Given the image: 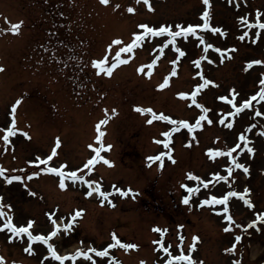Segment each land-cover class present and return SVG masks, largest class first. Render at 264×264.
<instances>
[{"label": "rangeland", "instance_id": "obj_1", "mask_svg": "<svg viewBox=\"0 0 264 264\" xmlns=\"http://www.w3.org/2000/svg\"><path fill=\"white\" fill-rule=\"evenodd\" d=\"M30 1V3H23L22 7L27 12L26 19H28V22L31 23V19L41 21V13L43 12V15L46 16L44 10H49L48 17L51 20L49 21V29L47 28L46 21L43 25L40 23L33 29H31V26L26 28L25 25V27L22 28L26 35L24 37L27 40L25 45L32 44V42L35 41H42L43 36L47 43L50 39V42L55 40V43L63 41V44L67 48L60 50L61 59H59V67L64 71L66 60L71 64H75L76 76L71 81L69 78L67 80L68 83H72L73 85L79 84V86H82L84 83L83 79L86 70L83 72V67H81V65L83 66V64H85L87 55L90 56L87 62L92 67V72L94 74L92 80H96V84L95 87L92 86V84L90 85V88L94 90V93L90 92L89 94V92H85L83 98L84 102L86 97H88V100L92 99L89 106L90 112L95 118L90 116V119L92 132H95L93 136L86 140L87 143L83 144L82 139H85L87 134L80 133L79 128L75 126L76 123L72 116L68 117L72 118L74 123H68L66 120L65 124L67 130L63 133L56 130L53 125H50L49 121L45 124L42 122L35 124L33 119H31L30 112L36 109H44V114L46 116V111L48 114L54 111V107L49 104L52 103L53 99L48 97L47 100L45 99L42 102V104H44L42 105L39 97L43 98L44 93L41 89H33L27 85L30 84L27 79H24L23 81L20 79L18 80L15 75L10 78L11 84L7 85L5 83L7 80L4 79L5 73L1 74V80L3 82L2 86H0V108L3 103L9 101V97L20 100L17 109L16 126L21 132L11 138L12 145H8V154L0 157V165L8 170L6 172L7 175L19 174L25 177L23 181H13L9 188H0V191H2L0 195L3 197L5 211L12 216V221L16 224L19 223L17 224L18 226H27L29 221H33L34 223L32 227L35 233L40 234L50 229V224L48 223L53 222V217H55V219H63L67 222L68 219L73 217L76 210L83 209L84 211L81 216L76 217L71 232L59 237V242L55 244L58 253L62 255L63 253L74 252V248L77 246L74 242L75 240L81 245V249L83 250H85L84 247L86 244L89 246H98L102 245L105 241L112 242V233L115 232L116 234H122V223L129 222V220L132 219V221L129 222L132 224L131 231H126V227L123 231L124 234L128 236L125 243L137 244L138 248L125 249L117 246L113 248L112 255L107 258L111 259L115 256L119 264H141L142 261L146 263L153 262L154 260L161 261L163 258L169 257V253H171V255L177 254V251H181V247L183 248L184 245V254L187 255L192 251V249L190 250L191 243L183 240V245V241L179 240V242H177L174 235L176 234L178 239H180L181 235L184 236L185 231L183 228L178 227L179 225H183V227L185 226L187 230L195 225L199 230L198 234L200 233L199 240H196L195 243H199L201 250L199 252L200 255H197L198 249L192 252L194 260H203L204 264H231L229 256L230 253L233 254V252L224 251L225 248L231 247L227 245L231 241L229 236L232 235L233 241L231 244H233L235 243L234 233L241 235L242 238L245 231L255 233V225L245 230L246 226L250 223L245 221L246 219H249L251 212L242 207L238 200L230 197L227 205L229 212L221 214L218 219L212 218L211 211L196 210L198 199L192 200V202L187 205L181 204L180 206L182 207L178 205L174 210V216L158 217L157 223L160 224L162 229L164 228L167 230L162 232L163 235L167 234V240L164 237V247L169 248V253H165L163 248L161 250L162 252L157 251L152 253L153 248L151 244L155 235V233H153L154 226L151 227L153 220L146 215H149L148 209L154 204L153 191L161 192L164 190H170V192L173 193L172 190L169 189L171 185V182L168 180L169 175L174 176L175 171L177 172L174 176V182H177L180 187L185 183L186 172L194 170L196 167V156L198 155V152L195 151L196 141L194 140L197 138L207 136L217 138L220 133L223 137L221 139L222 141H228V138L231 136L234 141L236 139L235 144H244V142L239 139L241 134L253 138L254 142L250 143V147L254 148L255 152H248L247 149L242 146L244 149H242L240 153V158L246 160V164H248L251 169H254L252 173L253 176L257 167H259V163L264 157V135H257V133H259V128L264 129V127H262L264 121H262L257 115L255 116L254 112H248L247 116L251 120L250 126H256L251 132L245 130L243 133H239L235 136V133L241 132L244 129L242 122L237 124L235 128L236 130L234 129L235 131L225 130L224 132L216 129V127L208 130L207 126L203 125L201 129L197 130V132L177 133L176 136L171 138L170 145L167 148L163 145L162 141H168L169 138L164 136L163 133L171 121L161 120L160 114L171 116L173 120L187 119L190 123H193L198 119L199 115L202 114V110L199 108V105H188L187 103L183 104L181 101H178L177 98L180 97L174 88H171L170 92L166 94L169 96L171 102L166 107H162L160 101H156V103L150 102L153 93L159 92L160 94L165 95L164 90L175 83L178 86V82L174 80V83L173 79H170L169 84L165 88H156L154 90L153 88L158 86L157 83L163 79V73L160 71L162 63L160 62L148 68L144 67L145 71L141 73L140 71L138 72L135 65H132L130 61L145 60L151 62V56H155L158 53L159 45L163 44V40L159 43L158 40L151 38L152 35H148V38L142 41L140 47L133 49L132 52H128V55L123 58L129 61H126L120 66L118 63L116 64L111 76H108L106 72H95L99 71V69L95 68L93 65L94 60L103 59L105 56L108 57V63L104 65V67H110L114 62L120 59V55L117 57L116 55L109 54L118 46L114 44L112 45L113 41L120 39L123 43H126L135 39L133 33L143 31L138 28L139 24L147 23L150 26L158 27L169 23L182 24V22H184L185 26L192 23H203L201 13L208 8V6L203 3V0H139V3L137 0H110L108 5L101 3V0H98V2L95 0H79L76 6L80 8V11L83 12L84 16L81 18V25L78 28V30L81 31L82 37L78 38L74 36V38L73 36L71 37L70 33H67L66 37H68L70 44L74 47L73 50H68L69 44L66 45V39L63 38L64 30L62 32L54 31L55 35H50L52 27H55L62 17L60 13L68 12V0ZM210 2L209 23L211 25L220 26L221 29L222 27L230 30L233 29L231 33H234L235 30L239 28L237 26L236 28H233V25L237 21L239 25L242 24L240 17L245 16L249 11L248 8L243 7L245 4L242 2L238 7H236L237 4L232 1L229 2V0H210ZM97 5L102 7L104 11L100 10ZM116 5H120V7L117 8ZM149 5H151V7ZM255 6L264 8V0H256ZM130 7L136 9V11L129 12L128 9ZM239 7H241V10H239ZM244 8H246L245 11ZM32 9L34 10V14L30 15ZM71 21L73 20H70V22ZM103 21L109 23L112 21L115 23L109 25L104 24ZM76 32L77 31H73L72 34H76ZM4 33L5 31L3 30L2 35H4ZM87 34H90L92 37L90 38L88 36L92 43L89 49L97 46L95 43L99 44V47H102V49L109 45H112V47H106V51L93 49L89 50V53H86V50H81V48L86 46V43H83ZM206 34V39H210V33L206 31ZM39 37L40 40L38 39ZM215 39H217L216 44L218 45V38L216 37ZM232 39L235 44L240 45L238 55L236 53L235 56H233L234 60L231 61V64L226 65L223 69H220V67L212 69L208 73V77L222 81L224 79H230L233 76L231 79V81L234 82L233 85H237L241 90L248 89L249 87L253 88V86H256L259 90V80L263 79L264 76L260 79H256V75H254L251 70L248 69L245 71L247 62L255 59L256 57L254 56L258 54L252 56L253 50H250L249 52V49L245 45L239 43L240 40L238 38L233 37ZM20 40L21 39L12 36L10 41L0 45V64L2 66L5 65V62H9L10 67H13L12 59H18L21 57L22 54L18 52V45L16 44L20 42ZM196 40L199 44L200 40ZM123 43H121V45H123ZM59 44L54 46L58 49V53ZM195 44L196 43H193L192 47L195 46ZM42 46L48 47V44ZM42 46H37L33 49L43 51L44 48ZM193 48L192 50L189 47L187 48L189 54L187 57L188 60L185 58V60H183L184 62H179V66L182 68L184 67L185 71L189 74L194 73V71H201L205 64V61H202L198 56V51L193 50ZM26 49L30 50L29 48ZM48 49L50 51L53 48L51 49L48 47ZM144 50L146 53L148 52L150 54L146 55ZM165 56L168 55L165 53ZM169 56L170 57L167 58L163 57V59L166 58V60L169 61L173 58V55L169 54ZM213 56L214 54L210 53V58H213ZM196 61H199V68L193 70L191 65L194 64V62L196 63ZM18 63L23 64L26 63V61L19 60ZM124 71L131 74L119 76V73ZM90 72L91 70L88 68L87 73L90 74ZM149 72H151V75L148 74ZM31 77H35L43 83V80L39 78V73L37 71H34ZM104 79L113 81V83L111 85H109V83L102 85V83L98 81ZM224 84L225 83L223 82H221L219 86H216L214 83L210 84L203 89L204 93H202V96L196 98L198 103L203 104L211 110L208 113L210 118H212V115H217V112H220L223 116L226 115V112H229L223 105L218 104L220 103L219 101L215 102L209 97L211 94L217 92L231 98L232 94L230 91H227ZM34 85L40 86L38 84ZM64 85L68 86L65 81H61V78L54 77L50 83L49 90H52L55 86L64 87ZM195 85H197V81H193V79L190 78V82L185 86V91L188 93L192 92ZM41 87L45 91L46 85ZM70 87L73 88V86ZM112 89H114L115 95L118 96L115 100H112L106 95L100 96L102 92L106 91V94H108ZM95 91L100 97L96 98ZM145 91L148 95H145ZM46 94L48 96L49 93L46 92ZM61 96H64V93L57 92L54 98L57 99ZM138 96L139 99H142V103L135 102V100L138 99ZM141 96H144L145 98H142ZM252 103L255 105L257 104L255 102ZM258 103H262V106H264V101L258 100ZM131 105H135L133 106L134 110L130 108ZM5 107L6 106L3 107L4 111ZM138 108H151L153 111L141 112L137 110ZM105 109H108V111L105 112ZM113 110H115V112H113ZM1 113L2 110H0V114ZM101 117L107 119V123L103 125L102 132L104 135L102 136V142L105 147L102 149L100 155L104 156L107 160H111L113 163L109 165L103 160H100L91 168L85 169L83 168V165L87 163L88 159L96 154L95 148L100 147V143L96 140V137L100 135V131L97 130L98 123H96V120ZM239 119L241 121V118ZM148 120H152V123L149 124ZM127 121L130 127L126 126ZM3 124L4 123L0 125L2 129H4ZM69 125H71V127H69ZM1 128L0 147L4 143L3 139H1L3 137V131ZM119 128H122V130H119ZM24 132H28L30 138L24 136ZM233 136H235V139ZM57 138L60 139L61 143L56 149L57 154L51 161H57V164L59 165L66 162L67 171L81 169V171L77 173L78 175H83L85 179L96 182L94 183L95 186L102 185L104 189H107L112 185L124 190L131 187L134 192L137 193L136 196L133 197L132 193H129L127 197L117 199L114 202V207L112 204L99 206L94 201L91 199L88 200L86 196H84L83 191L87 187L84 186L86 183L83 181L66 180L65 183L68 184V187L66 189H61L59 187L60 178L41 171L42 168L38 166V163H28L30 160H38V152H41L42 154L50 153L51 155L52 149L56 146ZM188 141H191V144H188ZM89 145H93V148H89ZM108 145H111L110 149L107 147ZM23 149H27V151L24 152ZM18 151L19 155L17 154ZM161 152H169L171 157L175 159V163H173L172 159L167 156L164 157L165 163L163 167H161L159 161L148 160V157L157 156ZM21 154L24 155L21 156ZM33 171H39L40 175L28 180L27 176ZM164 171L166 172V176L165 174H162ZM158 172L161 173L159 178L157 177L156 179L155 176ZM179 175L180 178L178 179L177 176ZM235 176L239 178L241 172L237 171ZM252 176L250 177L251 179ZM2 179L4 180L3 177ZM250 180L249 183H251ZM4 182L6 181L4 180ZM245 183H247V181L242 178L239 186H242ZM25 185H27V187H25ZM255 190H257V188H255ZM31 192H35L36 195H31ZM198 194L207 197H210L211 195H217L219 197L221 196L220 185L216 183L210 185V187H200V192ZM260 195L261 193L258 192H255L254 194L257 198H259ZM161 196L164 195L161 194ZM163 200L170 202L171 197L166 196ZM158 201L161 204L155 206L154 209L156 212L167 207V205L162 202V197H160ZM7 205H11V208H8ZM222 207L224 206L215 205L214 208ZM134 210H140V213H136V219L129 217V214H133ZM228 214L233 215L235 224L232 227V231H227V236H225L221 234L218 228L220 225L227 227L229 222L223 219V217ZM235 216L237 218H235ZM2 218L3 217H0V223ZM192 220L195 222L192 223ZM204 224H208L210 227L213 224V229L211 230L210 227H203L202 225ZM240 225H244L245 228H241ZM5 236L6 234L4 232L0 234V256L4 257V264H13V262H15V264H61L60 261H56L54 258L42 260L40 257L45 252V249L36 251L38 248L37 242H32L31 251H36L32 255L29 253L27 254L23 250L27 247L29 242L27 237H18V239H14L12 243H10L5 240ZM257 236L254 234H248L245 236L241 243V249L244 248L247 251L249 249V242L255 238L263 240L264 229L262 230V233ZM175 248L176 250H174ZM220 257L225 260V263L222 260H219ZM107 258L96 257V260L93 261H95V264H109V262H111V264H117V261L112 262ZM76 261L77 264H93V261L88 262L84 257H77ZM263 262L264 259L260 258L254 263H250L246 260L245 264H264ZM63 264H70L69 260L63 261Z\"/></svg>", "mask_w": 264, "mask_h": 264}, {"label": "snow or ice", "instance_id": "obj_2", "mask_svg": "<svg viewBox=\"0 0 264 264\" xmlns=\"http://www.w3.org/2000/svg\"><path fill=\"white\" fill-rule=\"evenodd\" d=\"M137 2L139 3V0H137ZM229 2H231V0H229ZM101 3H103L104 5H108L110 3V0H101ZM203 3L208 6V8H206L201 13L203 23L188 24L187 26H184L181 24H177L175 26L169 25V24H163V25H160L158 27L150 26L147 23H141V24H139L138 28L142 29L143 31H137V32L133 33L135 39H133L131 41V43H127L124 47L120 48L119 52L116 53V56L119 57L120 52H132V50L137 48V46L140 44V42L142 40H144L145 37L148 35L163 36L165 33H167V35L169 37L173 38L171 41H169V43H171L173 45L175 44V38L176 37H183V38L187 39L190 33L192 35H199V33L197 32V29H207V28L212 27L211 24L209 23V20H210L209 9L211 7V2H210V0H203ZM149 6L151 7V5H149ZM116 7L119 8L120 5H116ZM128 11L134 12V11H136V9L130 7L128 9ZM60 15L64 16L65 13L61 12ZM262 15H264V14H262L259 10H257L255 23L260 29H264V22H261ZM240 19L244 20L245 17H240ZM22 24H23L22 21L15 23V24H11L10 27L8 29H4V31H10L13 34L19 33L21 30ZM174 27L178 30H174ZM212 30L214 32L222 31V29H218V28H213ZM50 35H55V33L50 32ZM248 35H249V33L245 32L239 38L241 40H244L245 37H247ZM255 36H256V40H259L260 33L257 32L255 34ZM58 43L63 44V41H58ZM121 43H123V41H121L120 39H116L113 41V44L119 45ZM201 43H204L203 38H201ZM42 47L44 48L45 52L49 51L48 47H44V46H42ZM111 47H112V45H109V48H111ZM210 48H214L216 52L221 53V54H223V52H225V51H229L227 49H221L219 47H216L213 44H206V46L204 48V52L207 53L208 49H210ZM176 51H178L180 53V56L185 55V52L182 51L180 48H176ZM52 56L54 59H57V60L60 59V57L56 56L54 48L52 49ZM206 58H207V56L202 57V59H206ZM125 62L126 61H124L122 59H118L116 62H114L112 64V66L104 67V65H106L108 63V57L105 56L103 59L94 60L93 65L95 68L99 69V72H101V73L106 72L108 76H111L113 74V69L116 67V64L117 63L122 64ZM156 63H157L156 60L152 61V65H155ZM172 63L175 64L176 61L174 60V61H172ZM196 64L199 65V61H196ZM258 64H264V60L253 59L251 61H248L246 64V67H245V71H247L248 69H251L253 67V65H258ZM0 70H3L2 66H0ZM138 70L141 73H143L145 71V68H144V66H141ZM148 74L151 75V72H149ZM175 74H176V69H173L172 72L169 74V76H172ZM197 75L203 76V74L200 72H198ZM262 75H264V74H262ZM213 83L214 82L212 80L204 77L203 83L197 84L195 86V91H192L191 93L180 92L178 95L181 97H185V98H187L190 95L192 104H197L196 97H197V94L200 92V90L206 88L208 85L213 84ZM168 84H169V78H165L163 83H161L158 87L160 89H163ZM259 85H260V88L255 93V95H253L250 100L245 99L242 104H239V106H237L235 99L229 101L232 104V107L235 109L236 113L241 112L243 109H248V108L252 107V101L257 100V97H259V100L264 101V79L259 80ZM232 91L235 95H238V93H235L234 89ZM219 99L222 101H228L229 97L227 95H223V96H220ZM19 104H20V100H17L16 103H14L12 105L11 126L3 129L4 135H3L2 139H3V141L7 142L5 145V150H7V144L11 143L9 137L14 136L18 131H20V129H18L16 126V124H17V122H16V108ZM199 108L202 110V114L198 117V119L195 120L194 123H190L187 119L173 120V118L171 116H166L163 114H160V119L166 120V121H171L173 124H176V125H179L180 127L188 129L190 132H195L196 129L202 127V124H201L202 121H207L208 124L213 123V120L208 115V113L211 110L209 108L205 107L203 104H199ZM137 110L141 111V112H152L153 111L151 108H138ZM107 111H108V109H105V112H107ZM113 112H115V110H113ZM256 114L257 115H264V112H261L260 109L257 108ZM233 115H234V113L231 111L226 114V116H233ZM106 123H107V119L99 121V123L97 125V130L100 131V126H102ZM148 123L151 124L152 120H148ZM219 123L222 125L225 124L226 123V117L221 116ZM227 126L229 128H231L233 125H232V123L229 122L227 124ZM255 127H256L255 125H251L246 130L248 132H251L253 130V128H255ZM176 130H177L176 128H173L172 131H165L163 133L164 136H167L170 138L168 141H164L165 146H167L171 142L172 134ZM23 134H24V136L30 138L28 132H24ZM103 135H104V133L100 132V135H98L96 137L97 141H101L100 147L95 148L96 154L93 155L90 159H88L87 163H85L83 165V168L89 169L100 160H103L106 164H109V165H111L113 163L111 160H107V159H105L104 156L100 155L102 149L105 147V145L103 144V142L101 140V137ZM257 135H264V129H262L259 133H257ZM239 139H240V141L244 142L243 147L246 148L248 152H251V153L255 152V149L250 147L251 141H249L248 138L244 134H241L239 136ZM60 143H61L60 139L57 138L56 146L52 149L51 155L47 156L46 158H39L38 160H30V161H28V163L29 164H36V163L48 164V162L51 161L53 159V157L57 154L56 149L60 146ZM188 144H191V141H188ZM107 147L110 149L111 145H108ZM89 148H93V145H89ZM240 148H241V144L237 143L234 148H228L227 152L223 151L222 149H218V148H209L207 150L211 154L213 159H215V157H217V156H225V155H227L228 157H231V166H227V175H221L219 172L214 173V175L218 178L219 181H227L229 179V176L232 175L234 168L235 169H242L244 173L249 172V166L246 165V163L240 162L239 159L233 155V152L236 149H240ZM166 156L169 157L170 159H172V162L175 163V159L173 157H171V154L169 152H161L157 156H150V157H148V160L149 161H159L161 167H163L164 163H165L164 157H166ZM65 168H67L66 162L59 167H44L41 169V171L46 172V173L58 174V176L60 177L59 187L61 189H66L68 187V184L65 183V180H71V181L80 180V181H83L84 183L88 184L89 188L91 189L85 193L88 197H92L93 193L96 192V193H99V195L104 198L100 201V203L102 205L104 204L105 200H108L111 193H109L107 191H103L101 189V187H99V186L92 188V185L96 182L85 179V177L83 175H78L77 173L79 171H81V169L65 171L64 170ZM7 171H8L7 169L0 167V177H3L4 180L9 184H11L13 181H23L25 179V177L23 175H19V174L6 175L5 173ZM39 175H40L39 171H33V172H31V174H29L27 176V179L31 180L33 177H36ZM188 178L193 179V174L191 172L188 173ZM194 178L197 181L201 180V177H199V176H195ZM207 186H208V184L205 183L204 187H207ZM25 187H27V185H25ZM182 187L187 189V192H188V194L183 197V203L185 205H187L192 200V197L200 192V185H197L196 187H189V185L187 183H185V184H182ZM113 190L116 192H119L124 197H127L129 195V193H132L133 197H135L137 194L136 192H134V190L131 187L127 188V190H124V189L116 188L115 186H113ZM250 192H251V189L246 187L243 189V191L232 190V191H229L227 193V195H222L219 197L217 195H211L210 198L203 199L201 201L200 206L203 207L204 205H222L224 207H222V209H220V210L225 212V213H228L229 209H228L227 205L229 203V197H239L243 200V202L245 204H247L250 207H254L252 200L248 196V193H250ZM31 195H36V193L31 192ZM108 202L110 204H112L113 207L115 206V204L112 203L111 200H108ZM7 207L11 208V205H7ZM83 211H84L83 209L76 210L75 214L72 217V220L69 221L68 223H65L64 225H60L59 223H55V217H53V222L55 223V230L51 231L49 235H43V234L33 235V232L30 231V229H32L34 222L29 221L27 223V226H17L16 223H13L12 216L9 215L5 211V205L3 203V197L0 196V217L5 218V222L0 224V230L7 229L11 233L15 234V236H20L21 234L26 233L27 234V240L29 242H28L27 247L24 249L25 252H29L32 250V242L43 241L48 246L49 255L51 257H53L56 261H60L61 264H63V261L68 259V257L60 255L57 252L56 247L53 244L49 243L48 241L51 237H54L57 235V232L61 229V227H63L65 230L71 229L73 223H75V221H76V217L81 216ZM223 219H225L226 221L229 222L227 227L224 230L226 232L230 231L232 229L233 225L235 224L233 215L228 214V215L224 216ZM258 221H264V212L257 213V219L252 220L246 226V228L244 225H240V227L245 228V230H247V228H251L253 225H257ZM178 227L183 228V225H179ZM154 231L161 232L162 230L159 227H157V228H154ZM163 231H167V230H163ZM11 238L12 237H10V239ZM183 239H184V237L181 235L180 240L183 241ZM241 239H242L241 235H236V237H235L236 243H233L231 245V247H229V248H225L224 251L225 252H235L237 250L236 244L239 243L241 241ZM112 240L114 241V243H109L107 245V247H105L103 250H98L95 247L87 248L86 251L83 249H78L75 254L71 255V259L73 261H75L77 259V257H84L86 259H92L91 255H90L91 253H95L99 257H106L109 255L108 250L111 248H114L118 245L125 248V249L138 248L137 244L123 243L115 232L112 233ZM196 240H199V236L193 237L194 242L191 246L192 251H190L187 255L184 254V250L182 247H181V251H180L179 255H171V253H169V248L164 247V243L162 240L154 241L153 243L159 244L160 248H163V251L165 253H169V258L165 261V264H173V262H177V261H186L187 264H204L203 260L197 261V260H194V258H193L192 252L196 248V244H195ZM45 259H47V257H45ZM112 259L115 260V257H113ZM0 264H4V257H2V256H0ZM13 264H15V262H13ZM93 264H95V261H93ZM109 264H111V262H109ZM117 264H119L118 261H117ZM141 264H144V262L142 261ZM235 264H239V261H236Z\"/></svg>", "mask_w": 264, "mask_h": 264}]
</instances>
